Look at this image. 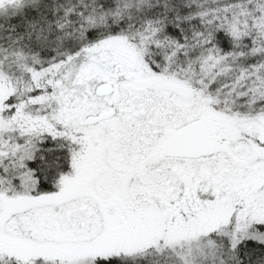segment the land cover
<instances>
[{
	"label": "snow or ice",
	"instance_id": "obj_1",
	"mask_svg": "<svg viewBox=\"0 0 264 264\" xmlns=\"http://www.w3.org/2000/svg\"><path fill=\"white\" fill-rule=\"evenodd\" d=\"M0 264H264V0H0Z\"/></svg>",
	"mask_w": 264,
	"mask_h": 264
}]
</instances>
